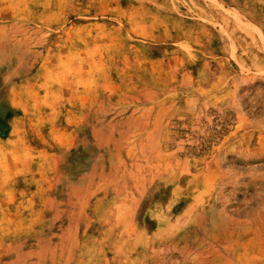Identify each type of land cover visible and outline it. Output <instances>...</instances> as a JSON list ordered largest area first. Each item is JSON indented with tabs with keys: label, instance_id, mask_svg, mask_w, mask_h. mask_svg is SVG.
Instances as JSON below:
<instances>
[{
	"label": "rangeland",
	"instance_id": "rangeland-1",
	"mask_svg": "<svg viewBox=\"0 0 264 264\" xmlns=\"http://www.w3.org/2000/svg\"><path fill=\"white\" fill-rule=\"evenodd\" d=\"M0 264H264V0H0Z\"/></svg>",
	"mask_w": 264,
	"mask_h": 264
},
{
	"label": "bare ground",
	"instance_id": "bare-ground-1",
	"mask_svg": "<svg viewBox=\"0 0 264 264\" xmlns=\"http://www.w3.org/2000/svg\"><path fill=\"white\" fill-rule=\"evenodd\" d=\"M248 145V144H247ZM263 154V153H262Z\"/></svg>",
	"mask_w": 264,
	"mask_h": 264
}]
</instances>
